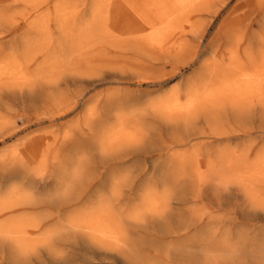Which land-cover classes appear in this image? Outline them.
<instances>
[{
  "label": "rangeland",
  "instance_id": "obj_1",
  "mask_svg": "<svg viewBox=\"0 0 264 264\" xmlns=\"http://www.w3.org/2000/svg\"><path fill=\"white\" fill-rule=\"evenodd\" d=\"M0 264H264V0H0Z\"/></svg>",
  "mask_w": 264,
  "mask_h": 264
},
{
  "label": "bare ground",
  "instance_id": "obj_2",
  "mask_svg": "<svg viewBox=\"0 0 264 264\" xmlns=\"http://www.w3.org/2000/svg\"><path fill=\"white\" fill-rule=\"evenodd\" d=\"M37 211V210H36Z\"/></svg>",
  "mask_w": 264,
  "mask_h": 264
}]
</instances>
